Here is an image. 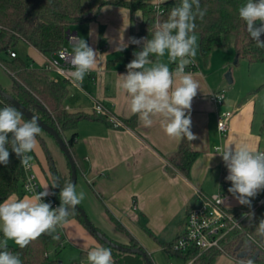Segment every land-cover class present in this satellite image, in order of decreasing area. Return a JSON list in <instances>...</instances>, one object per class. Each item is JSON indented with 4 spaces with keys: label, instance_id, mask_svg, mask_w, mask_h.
I'll return each mask as SVG.
<instances>
[{
    "label": "crops",
    "instance_id": "1",
    "mask_svg": "<svg viewBox=\"0 0 264 264\" xmlns=\"http://www.w3.org/2000/svg\"><path fill=\"white\" fill-rule=\"evenodd\" d=\"M142 21L140 10L131 11L121 5L106 4L99 9L94 20L73 27L71 37L84 38L99 53L96 68L85 75L79 86L56 70L47 69V59L51 57L29 44L30 55L23 60L46 68L55 80H68L65 99L68 111L92 114L98 101L109 110L108 123L99 119H83L77 125L73 149L79 175L75 185L77 191L85 192L86 197L81 204L95 225L110 238L128 244L127 235L111 223V215L151 254V250H162V247L147 229L161 241L172 240L185 229L186 208L200 203L203 195L215 194L218 184L219 190L226 186L228 170L217 153L218 148L231 143H247L253 149L264 151V136L260 128L264 118V93H253L252 85L250 89L243 86L241 64L231 68L236 56L232 47L215 49L206 60L201 54L195 57L194 69L185 71L192 73L200 86L190 111L191 131L196 136L191 146L199 156L193 162L189 175H184L169 161L181 140L168 137L158 124L144 127L137 116L130 113L127 98L116 87L117 74L126 73V65L130 62L116 59L127 50L131 33L140 29ZM64 48L71 51V48ZM152 59L155 62L156 58ZM161 60L167 62V56ZM249 65H259L254 69H260L264 63ZM169 66L171 69L176 67L175 64ZM228 68L231 72L229 79L225 75ZM255 73L251 82L255 86H264V74ZM0 83L8 89L12 85L8 71L1 65ZM219 91L225 92V98L221 104H216L211 96ZM226 111L231 113L229 130L221 133L217 125L218 116ZM111 117L123 124H116ZM131 118H135L132 124L124 122ZM70 134V131L66 132L67 137ZM34 154L46 167L38 144ZM34 162L43 190L49 183L41 166L35 159ZM48 190L50 192V187ZM26 195L31 196L13 194L7 200ZM224 204L232 209L241 208L235 198L224 199ZM83 227L76 218H71L58 228L64 241L70 238L69 231L71 240L80 245L97 244L96 241L91 243ZM88 248L81 247V250ZM226 257L227 264H235Z\"/></svg>",
    "mask_w": 264,
    "mask_h": 264
},
{
    "label": "trees",
    "instance_id": "2",
    "mask_svg": "<svg viewBox=\"0 0 264 264\" xmlns=\"http://www.w3.org/2000/svg\"><path fill=\"white\" fill-rule=\"evenodd\" d=\"M180 2L181 0H162L160 9H157L154 8L151 0H0V65L8 71L12 80L10 89L1 83L0 86L66 139L75 159L78 175L79 166L73 148L79 121L99 119L108 123L109 114L95 111L92 114L68 111L65 106L68 80H55L46 68L37 67L32 62L23 60L17 55L16 46L23 41L39 52L56 58L58 51L65 47L68 30L72 31L74 26L94 20L99 9L106 4L121 5L131 11L140 10L143 21L140 29L132 32L130 38H151L154 24L158 20H166L171 9L179 6ZM245 2L246 0H200L201 8H206L207 12L203 20L197 19L194 33L200 35V54L203 59H208L215 49L232 47L238 56V61L246 59L251 64L264 63V48L257 47L256 42L246 32L245 22L238 16V8ZM261 39L264 40V36ZM141 49L142 45L132 44L129 40L127 50L116 60L131 61L134 58L133 53ZM11 51L15 52V57L11 56ZM5 106L13 105L0 96V108ZM24 119L27 120L25 116ZM134 119L131 118L124 122L132 124ZM260 128L261 133L264 134V118ZM69 131L71 134L67 137L66 132ZM37 140L44 162H46L50 192L55 193L59 198L60 187L52 188L50 184L53 178L57 179L61 187L66 182H70L69 161L67 160L70 175L67 179L61 176L47 140L41 134L38 135ZM9 151V163L0 164V202L6 201L13 194H25L22 190L25 179L24 166L20 164V160L10 148ZM32 153L35 155L34 151ZM198 156L199 152L194 150L191 141L185 138L169 157V161L180 172L188 176ZM230 186L231 182L227 181L226 186H221L220 190L225 194ZM189 207L186 208L185 217ZM243 209H249V207L244 206ZM251 209L254 212L253 221L246 219L242 230L233 231L225 241V249L233 257L240 256L264 261V238H261L256 230V223L264 218V191L252 199ZM70 213L71 218H76L96 238L97 244L91 248L104 246L111 249L113 264H146L141 255L116 250L99 239L86 225L77 208L70 209ZM109 219L116 229L125 233L129 238V243L125 245L145 249L117 219L111 215ZM91 222L94 224L92 220ZM95 227L101 230L97 225ZM147 230L160 244L167 257L178 258L183 264H215L223 254L218 249L200 253L196 247L178 251L174 249V244L180 234L170 241H161L149 229ZM60 232L61 230L57 228L56 232L51 235L42 234L23 249L16 244H8L7 250L18 254L22 264H61L60 260L53 256V254L58 255L61 247L65 245ZM0 235L3 237L2 233ZM53 236H57L58 239H54ZM91 248L82 249L79 261L70 264H89L87 254ZM148 256L151 258L149 253Z\"/></svg>",
    "mask_w": 264,
    "mask_h": 264
},
{
    "label": "clouds",
    "instance_id": "3",
    "mask_svg": "<svg viewBox=\"0 0 264 264\" xmlns=\"http://www.w3.org/2000/svg\"><path fill=\"white\" fill-rule=\"evenodd\" d=\"M206 12L200 0H181L166 20L154 24L151 38H130V43L142 45V49L133 53L126 73L117 74L116 87L127 98L130 113L137 116L144 127L158 124L168 137L176 140L196 139L191 131L190 111L200 86L185 69L196 56V21L203 20ZM238 16L245 22L246 32L257 47L264 48L261 39L264 36V0H246L238 8ZM70 42L71 51L65 50L62 55H66V63L70 65L68 77L79 86L85 75L96 68L99 53L80 36H72ZM165 56L167 62H162ZM171 64L176 67L171 69ZM40 132L37 117L26 120L14 106L0 108V164L9 163L10 148L20 164L29 167L31 156L28 153L36 148ZM217 153L228 170L226 180L231 182L228 192L240 205L251 208L252 199L264 191V151L253 149L247 143H231L218 148ZM50 185L60 187L58 207L53 208L50 202H45L52 194L49 185L38 192L28 185L26 191L33 195L0 202V233L3 235L0 264H22L18 254L7 250V242L13 241L23 249L42 234L55 233L58 227L68 223L70 209L75 210L86 197L83 190L77 191L74 183L66 182L61 187L53 178ZM242 215L251 221L254 219V212ZM256 225L257 234L264 238V218ZM53 238L58 239L57 236ZM87 259L89 264H113L111 249L104 246L91 248ZM241 264H255V260L242 259Z\"/></svg>",
    "mask_w": 264,
    "mask_h": 264
},
{
    "label": "built area",
    "instance_id": "4",
    "mask_svg": "<svg viewBox=\"0 0 264 264\" xmlns=\"http://www.w3.org/2000/svg\"><path fill=\"white\" fill-rule=\"evenodd\" d=\"M151 2L154 8L160 9L162 0H151ZM65 50V48L59 50L56 58L51 57L47 59V69L56 70L66 78H69L67 70L70 68V65L66 63V55H62V53H65ZM10 54L12 57L16 56L13 51H11ZM194 65L195 64L193 62L187 66L185 70H193ZM224 98V91L213 93L211 96V99L216 104H221ZM95 112L108 113L109 110L104 107L101 101H98L95 105ZM230 118V112L226 111L219 114L217 125L221 133L229 130ZM111 120H113L116 124H123L122 121L117 118L111 117ZM28 155L31 156V160L29 162L30 166L27 168L24 167L25 179L22 184V190L25 194L33 195V193L26 191L27 186L31 185L33 189L38 192L41 191V185L35 168L33 155L32 153H28ZM223 195L224 194L221 190L217 194L208 196L203 195L200 203L192 204L189 207L186 216V226L174 244L175 250L186 251L189 248L196 247L199 252L202 253L210 249H218L223 254L230 257L235 264H241L242 259H248L240 256H230L225 249V241L233 231L243 229V223L246 218L242 214L252 212V209L229 208L224 204V202H221V200H223ZM45 202H50L53 208L58 207L60 204L59 199L53 193L45 198ZM255 264H264V261L255 260Z\"/></svg>",
    "mask_w": 264,
    "mask_h": 264
},
{
    "label": "rangeland",
    "instance_id": "5",
    "mask_svg": "<svg viewBox=\"0 0 264 264\" xmlns=\"http://www.w3.org/2000/svg\"><path fill=\"white\" fill-rule=\"evenodd\" d=\"M87 1V0H85ZM195 36H196V58H198L200 56V35L199 33H194ZM65 47L66 48H71L72 45L70 43V41L67 40L66 44H65ZM30 46L26 43H19L17 46H16V50L19 54V57L22 58V59H26L30 54ZM235 58L233 59V62H234ZM240 61V62H239ZM238 61L237 64H234L233 65V62L231 64V68L235 69L237 67H239L241 64V66L239 67V69L242 70L243 72V78H242V84L244 87H248L250 85L251 88H252V92L253 93H256V92H260L262 91L264 93V86L259 84L257 86H255V83L251 82L253 80V77H254V72L256 71V73H263L264 74V65H260L261 67H259L260 69H254V68H258V67H255V66H259V65H253L251 67H249L250 63L246 60V59H240ZM236 65V66H235ZM258 71V72H257ZM231 73L229 68L225 71V75ZM255 73V74H256ZM248 81H250V83H248ZM250 89V88H249ZM40 134L45 138V140H47V143L49 145V148L54 156V159H55V162H56V165H57V168L61 174L62 177H65L67 179H69V166H68V162H67V158L65 156V154L63 153V151L60 149L59 145L57 144L56 140L54 139V137L52 135H50L49 133H47L46 131H44L43 129H41V132ZM264 136V134H263ZM32 153V152H31ZM37 154L39 155V151L37 150ZM37 165L43 169L44 173H45V176H46V179L48 180V177L46 175V170H47V166L45 167L43 165V162L41 163L40 160L38 159V157L36 156H33ZM44 164L46 165V162H44ZM219 184H218V187H217V190H216V193H219ZM55 194V193H53ZM55 196L57 197V195L55 194ZM232 194H229V195H223V200L226 199V198H234V197H231ZM58 198V197H57ZM59 199V198H58ZM240 207L243 209V205H240ZM108 218V216H107ZM71 217L69 216L68 220H70ZM85 230L84 232H86L88 234V236L90 237V240H91V243H95L94 241H96V238L93 236V234L88 231L85 227H83ZM68 232V236L70 237L68 240L65 241V245L61 247L58 255H55L53 254L54 257H57L59 260H60V263L61 264H70L72 262H76V261H79L80 259V251H81V247H92V245H96V244H88L87 245H84V244H78L76 240H71V236H70V233L69 231ZM3 241V237L0 235V242ZM97 242V241H96ZM7 244H11V245H15V243L13 241H8ZM151 259L153 261L154 264H170L171 262L173 264H183L182 261L178 258H169L165 255V253L161 250V249H153L151 250ZM227 261H228V258L226 257L225 254H222L216 264H227Z\"/></svg>",
    "mask_w": 264,
    "mask_h": 264
},
{
    "label": "water",
    "instance_id": "6",
    "mask_svg": "<svg viewBox=\"0 0 264 264\" xmlns=\"http://www.w3.org/2000/svg\"><path fill=\"white\" fill-rule=\"evenodd\" d=\"M71 33L72 32L68 30V34H67L68 38L70 37ZM237 61H238V56H235L234 64H237ZM230 75H231L230 73L226 75L227 79L230 78ZM0 96H2L7 101H9L14 107L19 109L27 119H30L33 116L38 118V123L41 129H43L44 131H46L47 133H49L50 135L54 137L60 149L65 154L67 160L69 161L70 168H71L70 182L76 184L77 179H78L76 162L70 151V148L67 144L66 139H64L55 128H53L51 125L44 122L34 112H32L31 110L26 108L24 105H22L13 95H11L8 91L4 90L1 86H0ZM76 208L79 211V213L82 215L83 220L86 223V225L96 234V236L99 239H101L103 242L108 244L111 248H114L122 252L139 254L145 259L146 264H154L151 261V258L148 256V252L145 249L140 248V247L128 246V245L121 244L113 240L108 235H106L104 232H102L101 230L95 227V225L91 222V219L89 218L86 210L81 205H78Z\"/></svg>",
    "mask_w": 264,
    "mask_h": 264
}]
</instances>
